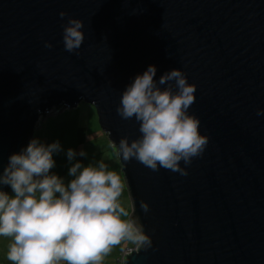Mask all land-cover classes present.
Instances as JSON below:
<instances>
[{
  "label": "water",
  "instance_id": "95a60500",
  "mask_svg": "<svg viewBox=\"0 0 264 264\" xmlns=\"http://www.w3.org/2000/svg\"><path fill=\"white\" fill-rule=\"evenodd\" d=\"M68 16L84 22L78 54L64 49ZM149 65L196 85L188 111L209 141L187 175L117 155L152 239L123 264H264V0H0V173L44 116L81 101L111 144L138 137L116 108Z\"/></svg>",
  "mask_w": 264,
  "mask_h": 264
},
{
  "label": "clouds",
  "instance_id": "9594fccd",
  "mask_svg": "<svg viewBox=\"0 0 264 264\" xmlns=\"http://www.w3.org/2000/svg\"><path fill=\"white\" fill-rule=\"evenodd\" d=\"M59 15L63 19L67 13ZM83 27L81 19L68 16L63 25L65 51L78 54L85 40ZM44 46L53 47L50 41ZM155 76V65H149L123 90L116 112L123 120H135L139 136L131 141L123 136L112 147L124 162L134 159L152 171L163 168L187 175L181 162L190 165L203 155L209 141L199 130V118L188 111L195 102L196 85L180 68L158 80ZM261 113L264 109L257 111ZM60 151L59 141L45 144L33 138L26 148L10 155L0 173V186L11 189L0 187V237L10 240L7 260L11 264H103L123 242L136 250L151 247V236L122 203L125 183L120 174L103 158L87 165L76 161L69 168L71 179L65 182L51 172L53 153ZM66 155L72 162L87 153L69 148ZM140 207L145 213L149 210L143 201Z\"/></svg>",
  "mask_w": 264,
  "mask_h": 264
},
{
  "label": "rangeland",
  "instance_id": "374dc122",
  "mask_svg": "<svg viewBox=\"0 0 264 264\" xmlns=\"http://www.w3.org/2000/svg\"><path fill=\"white\" fill-rule=\"evenodd\" d=\"M95 126L101 128L96 108L84 101H81L75 107L62 109V111L57 110L41 119L36 127L33 138H38L45 144L59 141L62 147V151L53 153L55 167L51 172L59 175L67 182L71 179L68 174L71 163L80 161L83 164L86 162L87 165L90 161H98L102 158L107 162V153L104 145L102 143L92 142L93 137L87 140V131H93ZM56 127L59 128L58 132L54 130ZM101 133L105 136L107 142H109L105 133L103 131ZM108 144L114 152L117 164H119L116 150L111 147L112 145L110 143ZM69 148L77 153L83 150L87 153V156L81 157L77 155L75 160L69 162L66 155ZM110 159L108 160V164L112 170V160ZM8 192H11L10 187ZM9 243L10 240L8 238L0 237V264H11L6 258ZM125 246L134 247L128 242H123L121 245L112 249L111 253L105 257L103 264H116V259L121 249Z\"/></svg>",
  "mask_w": 264,
  "mask_h": 264
},
{
  "label": "crops",
  "instance_id": "0c3cea01",
  "mask_svg": "<svg viewBox=\"0 0 264 264\" xmlns=\"http://www.w3.org/2000/svg\"><path fill=\"white\" fill-rule=\"evenodd\" d=\"M49 115H51V114H49ZM48 115V116H49ZM56 132H58L59 131V128L58 127H56L55 129H54ZM103 130H102V128H99V127H97V126H95L94 127V129H93V131H91V132H89V130L87 131V140H89L88 138H92L93 137V140H92V142H96V143H102L103 145H104V147H105V151H106V153H107V162H106V160H105V162L108 164V160L110 159V160H112L111 162H112V167H113V169L112 170H115V171H117L119 174H120V176H121V178H122V180H123V182L125 183V181H124V177H123V174H122V167H121V165H120V162H119V158H117L118 159V162H119V164H117V160H116V157L114 156V152H113V150L109 147L110 145L108 144V143H110L111 144V142L109 141V142H107V140H106V138H105V136L101 133ZM104 132V131H103ZM105 133V132H104ZM106 135V134H105ZM107 137V136H106ZM107 139H108V137H107ZM109 140V139H108ZM112 145V144H111ZM112 147V146H111ZM115 151V150H114ZM116 152V151H115ZM114 161V162H113ZM85 163V165H86V162H84ZM109 165V164H108ZM121 170V171H120ZM126 187V186H125ZM121 200H122V203H123V205H124V207L129 211V213H131V210H132V204H131V200H130V197H129V193H128V190L125 188L124 189V193H123V196L121 197Z\"/></svg>",
  "mask_w": 264,
  "mask_h": 264
},
{
  "label": "built area",
  "instance_id": "2783aa9c",
  "mask_svg": "<svg viewBox=\"0 0 264 264\" xmlns=\"http://www.w3.org/2000/svg\"><path fill=\"white\" fill-rule=\"evenodd\" d=\"M134 249H136L135 246L134 247L132 246L123 247L119 253V256L116 259V264H123V255L127 252L133 251Z\"/></svg>",
  "mask_w": 264,
  "mask_h": 264
},
{
  "label": "trees",
  "instance_id": "16d2710c",
  "mask_svg": "<svg viewBox=\"0 0 264 264\" xmlns=\"http://www.w3.org/2000/svg\"><path fill=\"white\" fill-rule=\"evenodd\" d=\"M8 190H9V186H8ZM127 247V246H126Z\"/></svg>",
  "mask_w": 264,
  "mask_h": 264
}]
</instances>
